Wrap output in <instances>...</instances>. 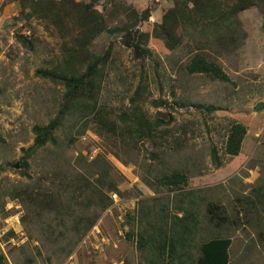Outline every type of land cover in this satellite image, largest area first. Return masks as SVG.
Listing matches in <instances>:
<instances>
[{
    "label": "rangeland",
    "instance_id": "obj_1",
    "mask_svg": "<svg viewBox=\"0 0 264 264\" xmlns=\"http://www.w3.org/2000/svg\"><path fill=\"white\" fill-rule=\"evenodd\" d=\"M173 6L175 0L96 4L109 29L124 25L125 8L139 14L150 9L149 18L133 28L149 34L142 44L149 51L137 54L125 43V32H101L91 42V52L102 54L111 40L114 48L103 68L98 106L91 113L67 115L55 139L26 158L34 126L48 124L63 102L64 86L37 71L66 57L76 26L68 35L42 18L24 15L18 0H0V245L10 264H65L71 255L78 264H195L199 251L194 247H187L185 256L170 258L159 256L151 241L146 247L138 243L143 227L154 231L162 224L158 219L177 205L198 213L196 243L230 236V264H264V106L258 107L264 103V9L255 5L241 11L231 33L180 25V43L171 49L153 30ZM197 52L219 64L231 81L189 73L186 65ZM139 86L146 88L138 100L143 112L153 121L160 118L154 140L123 135L97 121L102 106L113 111L111 117L103 110L106 118L117 122L121 112L130 113ZM235 122L245 124L248 132L240 154L230 156L225 144ZM24 159L27 166L20 164ZM103 163L112 167L104 183ZM174 171L189 173L185 190H170L159 182ZM97 177L103 191L91 206L90 191L70 196L79 187L78 178L84 184ZM63 185H69L63 191L72 207L56 210L38 199L62 191ZM110 190L134 210L123 213L110 207L112 202L103 208ZM137 198L151 211L143 223L129 218L139 206ZM209 202L225 208L230 224L210 222ZM84 211L98 214L89 229L85 222L76 225L87 215ZM120 233L125 236L119 242Z\"/></svg>",
    "mask_w": 264,
    "mask_h": 264
},
{
    "label": "trees",
    "instance_id": "obj_2",
    "mask_svg": "<svg viewBox=\"0 0 264 264\" xmlns=\"http://www.w3.org/2000/svg\"><path fill=\"white\" fill-rule=\"evenodd\" d=\"M18 1L21 4L22 12L25 13L24 15L28 17L35 15L42 18L60 28L63 33L67 32L68 35H71L73 28L76 26V33L72 35V45L65 47L66 57L56 62L53 67L37 71L39 76L48 78L64 86L63 102L57 116L48 124H37L34 126L35 140L34 144L25 150V157L27 158L37 148L43 147L50 140L55 139L54 134L67 115L73 116L79 112L91 113L98 106L103 68L108 63L110 54L114 48V41H110L109 46L102 54L91 52L89 48L91 42L105 30H109L112 36L125 32L127 38L125 43L129 47H133V50L137 54L142 55L143 52L147 53L149 48L142 46V44L143 42H147L149 34L134 31L133 28L140 21H146L151 14V10L147 9L139 14L133 8H125L127 18L124 25H118L109 29L104 12L96 8V4L101 0ZM111 1L114 0H108V2ZM255 5H261V8L264 9V0H175V6L164 14L163 21L154 27L153 34L155 37L165 40L169 48L175 49L180 43V35L177 31L180 25L190 24L195 27L208 29L210 27L211 29L215 28L216 32L231 33L233 28L232 23L235 22L238 14ZM186 68L189 73L201 72L221 81H231V77L219 64L214 60H209L199 52L190 58ZM142 89L146 88L139 86L135 89V96L132 98V110L130 113L128 111L121 112L122 114L117 116L119 118L118 122L115 118H106L104 115V111H107L113 117L112 110L105 108V106L100 107L97 112L98 124L101 127H110L114 131L118 129L119 133L123 135L130 133L138 139L154 140L156 138L155 133L160 132V118L157 121H153L143 112L142 106L138 101ZM247 132V126L242 122L233 123L227 136L225 154L230 156L239 155ZM212 154L216 164L220 165L222 162L218 156V152L214 150ZM25 159L20 163L23 166L28 165ZM97 165H99L98 162ZM111 168H108L107 163L106 165L103 163V166L100 167L103 183L107 179ZM98 177L95 182L87 181L84 184L83 180L78 178L75 183L79 184V187L72 189L69 193L70 196L77 198L82 190L86 192L90 191L89 201L91 206L94 201L93 197L97 198L102 193L101 191H103L101 189V178ZM189 179V173L174 171L162 175L159 178V182L170 190L183 191L188 186ZM68 186L63 185L60 188L62 191L48 192L39 196L38 199L41 197L42 200L47 201V205L56 206V210H61V208H58L60 206H63L62 209L70 208L72 207L71 199H68L69 196L63 191H67ZM112 191L110 190V192ZM65 194L67 197L64 200ZM81 195H84V192ZM107 197L105 198L106 201L103 200V208L112 202L110 194ZM138 202L139 206L137 210L133 216L129 215V218L143 223L144 220L142 219L150 216L151 211L146 206L141 205L144 203L143 200L137 198ZM73 211H77V209L73 208ZM180 212L183 214L181 215ZM207 212L210 215L209 220L213 225L221 227L222 225L230 224L228 223L230 221L229 216L222 205L209 202ZM82 213H86L87 215H84L83 219H77L76 225L85 222L86 228L89 229L96 222L98 214L85 211ZM82 213L78 217H81ZM157 213L155 218H158L160 214V212ZM72 214L74 215L73 212ZM158 220L162 224L158 225L156 229L154 228V231H150L149 227H143L141 230L138 238V243L141 247H146V244L151 241L149 246L157 249L159 256H169L170 258L185 256L187 254V247H194L199 251L195 264H230V246L232 244L230 236H214L201 243L194 241V235L199 229L197 225L199 219L198 213L193 209L188 210L177 205L176 211L170 210L168 214L165 213ZM77 229H80L79 226ZM134 234L133 231L127 232V237L132 239ZM155 236L159 239H151ZM121 237L123 236H120L119 242L121 241ZM0 264H10L8 256L2 250L1 245Z\"/></svg>",
    "mask_w": 264,
    "mask_h": 264
},
{
    "label": "built area",
    "instance_id": "obj_3",
    "mask_svg": "<svg viewBox=\"0 0 264 264\" xmlns=\"http://www.w3.org/2000/svg\"><path fill=\"white\" fill-rule=\"evenodd\" d=\"M110 196H111V198H112V200H113V204H112V206L111 207H118L120 210H122L123 212H127V210L129 209V208H131V207H126V204L125 205H123V204H120L121 202H122V200H121V197H120V195L118 194V192H112L111 194H110ZM120 218H122V216H120ZM97 228V227H96ZM99 230V229H98ZM97 232H99V231H97ZM120 234H122V233H120ZM98 245H96V247H97ZM65 264H78L77 263V261L75 260V258H74V256L73 255H71L70 257H69V259L65 262Z\"/></svg>",
    "mask_w": 264,
    "mask_h": 264
},
{
    "label": "clouds",
    "instance_id": "obj_4",
    "mask_svg": "<svg viewBox=\"0 0 264 264\" xmlns=\"http://www.w3.org/2000/svg\"><path fill=\"white\" fill-rule=\"evenodd\" d=\"M112 192H116V191H112ZM112 192H110L109 194H111ZM112 204H113V200H112ZM128 205H129V204H128ZM128 205H126V207H129V206H131V205H129V206H128ZM111 206H112V205H111ZM111 206H110V207H111ZM129 210H130V211H131V210L133 211V209H132V208H129V209L127 210V212H128ZM122 212H123V211H122ZM127 212H126V213H127ZM123 213H125V212H123ZM121 236H125V233H124V234H122ZM97 248H98V247H97Z\"/></svg>",
    "mask_w": 264,
    "mask_h": 264
},
{
    "label": "water",
    "instance_id": "obj_5",
    "mask_svg": "<svg viewBox=\"0 0 264 264\" xmlns=\"http://www.w3.org/2000/svg\"><path fill=\"white\" fill-rule=\"evenodd\" d=\"M263 106H264V103H259V104H258V107H259V108H262ZM17 167H18V165H17Z\"/></svg>",
    "mask_w": 264,
    "mask_h": 264
}]
</instances>
